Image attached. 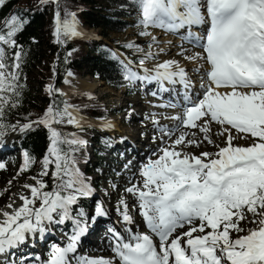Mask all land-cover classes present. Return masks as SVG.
Instances as JSON below:
<instances>
[{
  "label": "snow or ice",
  "instance_id": "obj_1",
  "mask_svg": "<svg viewBox=\"0 0 264 264\" xmlns=\"http://www.w3.org/2000/svg\"><path fill=\"white\" fill-rule=\"evenodd\" d=\"M5 2L0 0V6ZM39 2L59 5V0ZM132 2L140 14L138 25L144 29L139 33L141 36L151 35L147 31L149 27L179 31L207 23L203 35L190 31L188 34L190 42L202 49L186 57L203 62L197 68L204 73L200 91H194L196 85L177 60H165L147 68L145 61L158 54L151 50V45L144 52L135 42L127 43L126 48L144 55L139 60V68L131 61L121 60L120 65L129 86L138 81H155L162 90L168 91L165 82L179 84L185 93V107L182 114L172 119L180 121V127L198 129L209 144L213 143L208 135L211 124L221 125L219 135L226 134L224 146L216 145V152L197 155L185 148L199 147L202 141L193 138L194 132H180L170 144L159 149L155 159L149 158L142 166V182L125 189L136 198L134 208H138L152 235L133 231L134 219L122 196L116 211L129 227L124 230L127 235L115 228L108 230L113 237V255H77L80 241L91 224L109 214L103 202H97L91 215L80 207L81 200L95 193L91 178L81 172L77 159V153L88 141L77 132H65L57 127L73 125L82 131L84 118L67 100L61 107L53 99L35 120L29 119L23 124L6 122L8 109L19 104L24 50L16 37L28 23L21 15H11L0 31V147L9 130L25 134L41 126L48 132L49 144L41 160L40 173L31 178L34 183L23 185L28 194L18 195L22 203L16 206L12 200L7 205L10 211L0 209V257H3L0 264H17L12 259L16 249L32 239H43L49 231L48 224L66 222L72 224L67 243L53 244L42 264H264V0ZM54 22L57 44L85 35L74 12H65L62 16L58 7ZM5 46L18 49L13 52L11 63ZM180 54H184L183 49ZM111 55L118 59L116 53ZM72 75L69 71L64 82L70 83L68 77ZM47 91L50 96L67 95L54 83L47 86ZM104 126L111 127L107 122ZM233 130L244 134L239 138L250 136L252 143L246 146L234 143L237 136ZM22 155L23 163L17 175L36 163L28 150ZM5 167L0 163V169ZM49 174L51 189L43 179ZM242 221L256 226L245 229L241 227ZM186 226L187 231L177 234L178 229ZM233 233L246 234L233 237ZM153 236L158 238V244ZM19 264H27V257Z\"/></svg>",
  "mask_w": 264,
  "mask_h": 264
},
{
  "label": "rangeland",
  "instance_id": "obj_2",
  "mask_svg": "<svg viewBox=\"0 0 264 264\" xmlns=\"http://www.w3.org/2000/svg\"><path fill=\"white\" fill-rule=\"evenodd\" d=\"M134 17L140 18L139 12L132 14L131 10H130L129 15L125 16V18L128 19L131 23H133ZM134 23H136V22H134ZM85 28H88V27H84L79 22V29L81 31H85L86 33H95L97 36H94V37L97 41H104L105 43H107L110 46H112L113 45L112 43H114V42L121 44L123 46V48L115 49V52L117 53V55L120 57V59L122 61H124L126 63L129 61L133 62V65L135 68H139V60L143 57L144 52L149 51V46L151 45V50L153 48L152 45H154V44L151 40H149V37H151L155 33H160L161 31H164L163 29L158 28V27H149L147 31L151 35L141 36V35H139V33L141 31H143L144 29L142 27H140L138 24H134V25H131V26H129V27H127L121 31H111L109 35L114 39V41L111 42L110 40H108L104 36H102L100 33H98V30H96L94 28H89V30H86ZM54 30H55V26L53 23V24H51V26L49 28V38L52 41H55ZM185 31H186L185 29H181L180 32L179 31L173 32V31H168V30H165L164 32H169V34L175 35V36H178V34H177V32H178L181 36L182 35L186 36L189 34V32L186 33ZM200 32L198 33V35H202L203 30ZM91 36H93V35H91ZM129 42H135L141 48L144 49V52H137L135 49L126 48L124 45H126ZM159 61H160V58L156 55L154 58L146 60L145 65L152 68L155 64L160 63ZM67 73L65 74V77L67 76ZM75 75L79 76L77 78L81 81L83 80V81H86V82L91 83V84L94 82L96 84L92 90H88V91L93 96H95V98L97 100V107L100 108V110L102 111V114L100 116L93 117V119H103L101 125H104V123L107 121L111 124H115L116 122L118 123V125H117L118 131L117 130L111 131V129H109L108 131L105 130L104 132L100 133V131L97 130L92 123H85L86 121H84V126L86 128H83L82 131H80V130L73 131V132H77V134L80 137H82L83 139L88 141L87 145L85 147L81 148V150L77 153V159L79 161V167H80L81 172L86 177L91 178L92 186L95 189L96 195L94 194L92 196L93 198L92 197L89 198L90 199L89 209L93 213V210H94L97 202H103L105 207L109 210L108 211V213H109L108 217L111 218V216L114 215L115 217L113 216L112 221H113V223L116 222L114 224H116V226L119 227V225L121 224L119 221H121V220L118 218L119 214L117 213L116 208L118 207L119 200L123 196L124 199L128 202L129 212L133 216V219L134 220L137 219V220L141 221V219H138V218H142L141 215L138 213L139 210L137 211V209L134 208V205L137 204V200H135V197L132 194L125 192V189L127 187L134 184L133 181L136 180V183H138L137 178H135V180H133L134 178H132L130 175H132V170L134 169V166L139 161L135 160L134 162H131V160L129 159L130 157H128L126 155L129 152H127V151L125 152V150H123L122 147H120V146L118 147L116 145V142L118 140L116 138L117 137L121 138V136H123V135H121V131H123V132L126 130L131 131V132H133V134L131 136H129L126 133L128 135L127 137L130 139L131 138L135 139L138 137L139 140L137 139L135 141V143L139 148L144 149L142 146V144H143L142 141L148 137L147 139L144 140V142L149 143L148 145H150L152 143V145L150 147V151H155V152H153L154 153L153 155H156L158 153L159 149L162 148V145L164 142L160 143V142H156V140L154 142L153 140L156 139V137L151 138L149 135L153 134V133L161 135V133L159 131L165 132L163 130H167V129L158 130V126L161 125V123H157V122H155L153 124L154 128L152 131L151 130L149 131L145 128H147L149 125H151L152 122L149 125H147V124L151 120H153V117L158 116V113L155 112V108H154L155 103H157V102H159V103L168 102V98H170V97L174 98L173 93L171 91V96L167 95L166 97H160V95H153V93L155 92V89L153 87V88H151L152 90L149 91V95H145L146 93L143 90V82L138 81V82L132 84L131 86H129L127 84L126 87L115 88V87L109 86L108 84H106L100 78H98L96 76H92V75H88V74H85V75L75 74ZM52 77H53V68H52L51 63L46 59H42L40 62H37L32 66L31 71L29 73H27L23 76V78H22L23 86L28 90L29 93L35 92L36 88H38L39 90L42 89V90L47 91V86L51 83V82H49V79H51ZM65 77H64V80H65ZM74 77H76V76L72 75L71 77H68L70 83L64 82L65 85H67L69 89L75 88L74 90H82V87L77 85V83L75 82L76 80L74 79ZM192 77H194V76H192ZM191 80L196 85V88L194 89V91H196V90L200 91V89L198 88V85H197L198 80L195 77L192 78ZM158 85H159V83H158ZM117 95L120 97L119 99H117V97H116ZM178 95H179V98H181L182 93L179 92ZM183 95H185V93ZM149 96H151V99L144 101V99L149 98ZM64 98H65V100H67V102L69 104L75 105L74 103L69 102V98H70L69 95L64 96ZM182 98H184V97H182ZM140 99H142V101ZM193 99H195V97H193ZM126 104H128V106H127L128 109L120 110V108H123ZM175 105L177 107L183 108L182 110H184L185 104L176 103ZM162 113L163 112L160 111L161 115H162ZM133 114H135V120H132V121L135 124L129 123V122H132L130 120L132 119ZM146 115H147V117L144 118L143 116H146ZM161 115H160V117H161ZM162 117H165L164 114ZM162 120H164V119H162ZM141 126H146V127L139 129L140 131H142L144 133H141L138 136L137 130ZM190 130L193 133L197 129L196 130L190 129ZM233 131L236 132L235 130H233ZM86 132H90V135H92V137L90 135L85 136ZM187 132H189V131H187ZM134 133H135V135H134ZM243 135L244 134H240L239 137L243 136ZM5 137L6 138H4V142L5 141L8 142L12 138V135H7ZM100 137L101 138L107 137L108 142L106 139H104V140L102 139V140H100L101 142L96 143L97 139ZM150 140H151V142H150ZM237 142H244L245 144H250V143H252V138L250 136H248L246 139L240 138V140ZM48 144H49V141H48L44 151L42 152V154L35 159L36 163L34 164L35 165L34 169H32V167H31L28 171L23 172L20 175H17V173H18V171H19V169L23 163V155H22L23 152L20 151V149H18V144L14 140L9 143V146L14 147V148L11 147L12 150L14 149V152H11L10 154L6 155V157H4L3 159H0V163H4L6 165L5 169H0V206L5 204L10 199H12L14 194L20 193L21 192L20 188H19L20 186H23L25 183H29V184L34 183V181L31 178L33 176H38V174L40 173V171H41V160H42L43 156L47 153ZM236 144H240V143H236ZM216 145L221 146L222 144L221 143L218 144V143L213 142V144H212L213 148L211 151L204 150L203 148H197L193 152L192 151H188V152H191V153H194L197 155H199L201 152H205V151L214 153L217 151ZM240 145H242V144H240ZM156 148H157V150H155ZM128 149L129 148H127V150ZM147 149H149V148L146 147L143 150V154H146L145 155L146 158L149 159L150 154H149V151L147 152ZM110 150L111 151L114 150V151L110 152ZM80 158H83V159L86 158L91 162L88 165V168H86L84 171H82V169H81L83 159H80ZM147 161L148 160H144V162H147ZM137 165L138 166L141 165V162H139V164H137ZM141 166H143V165H141ZM133 174H134V172H133ZM134 176H135V174H134ZM47 177L49 179H51V174H49V176H47ZM47 177H43V179L46 180ZM8 179H10L9 181H11V184H9V181H7ZM113 185H115L116 187L114 188ZM130 198L132 200H130ZM88 211H85V212H88ZM250 219H251V215L249 214V220ZM53 224H50V226L53 227L52 226ZM70 225H71V229H72L71 222H70ZM254 226H255L254 224H251L248 221H242L241 222V227H243L245 229L252 228ZM58 227L61 228V230H64L63 225H58ZM140 228H143V227H138L136 231H139L141 233L144 231L146 232V230H143V229L140 230ZM184 231H187V226L184 228ZM52 233H53L52 236H55L56 239L58 238L59 240H61L63 242V244L67 243L68 237L65 236V234L63 232H54L52 229ZM146 233H148L149 235H152L150 232H146ZM242 234H245V233H233V237H235L237 235H242ZM65 238L67 241H64ZM154 238L155 237L153 236V239ZM51 240L52 239L47 241L46 245H49ZM53 244H56V243H53ZM53 244H51L49 246V249L51 248V246ZM39 246L40 245L38 244L37 245L38 250H34V257H32L30 260H27V263L30 262L29 264H33V263L39 264V261H40L39 256L42 253V252H40L41 248ZM49 249L46 252L42 253V258L45 260L48 258ZM80 252H82L84 254V255L81 254V256H87V250L86 249L80 250ZM107 252H108V247H107ZM26 253H27V255H29L32 253V250L27 251ZM112 255L113 254L110 253V256H112ZM88 256H89V254H88ZM36 257H39V259H36ZM21 259L22 258L18 256L17 258L14 257L13 260L17 261V263L19 264V261ZM34 260H35V262H34ZM73 264H74V262H73Z\"/></svg>",
  "mask_w": 264,
  "mask_h": 264
},
{
  "label": "trees",
  "instance_id": "obj_3",
  "mask_svg": "<svg viewBox=\"0 0 264 264\" xmlns=\"http://www.w3.org/2000/svg\"><path fill=\"white\" fill-rule=\"evenodd\" d=\"M58 7L62 16L65 12L76 13L78 21L84 27H88L85 29L94 28L111 42L114 41L109 35L111 31L124 30L131 25L138 24L139 20L134 17L133 23H131L125 18L129 15L130 10L132 14L138 12L132 0H59V5L56 3L45 5L41 4L39 0H6L5 4L0 6V31L3 30L2 26L6 20L13 14L21 15L28 21L24 30L16 37L17 43L24 50L20 69L22 87L19 104L16 107H10L6 113L7 123L14 124L19 121L23 124L29 119L35 120L42 116L53 99L61 107L63 106L64 96L55 94L50 96L48 91L38 88L35 92L29 93L23 86V76L29 73L32 66L42 59L48 60L53 68V77L49 79V82L54 83L56 88H61L69 95V102L74 103L79 109V113L84 117H97L102 114V111L97 107V100L91 93L69 89L65 85L64 77L68 71L73 74L96 76L115 88L126 87L120 65L121 59L115 52V49L123 48L121 44L114 42L110 46L87 34L73 38L63 45L57 44L49 38V28L54 23L53 18ZM5 50L9 57V63H11L12 54L18 49L5 46ZM69 52L72 53L71 56L67 55ZM112 53H116L118 59L113 58ZM66 57L67 59H65ZM57 127L65 132L78 130L76 127L66 124L57 125ZM86 134L90 135V132H86ZM7 135H12L20 151L28 150L35 159L42 154L49 141L48 132L42 126L25 134L9 130ZM90 136L92 137V135ZM102 139H106L108 142L107 137H100L96 143L101 142ZM90 163L88 159H83L82 171L88 168ZM34 164L31 166L32 169H34ZM46 181L51 189L52 179L47 177ZM89 202V199H83L80 204L87 208Z\"/></svg>",
  "mask_w": 264,
  "mask_h": 264
},
{
  "label": "bare ground",
  "instance_id": "obj_4",
  "mask_svg": "<svg viewBox=\"0 0 264 264\" xmlns=\"http://www.w3.org/2000/svg\"><path fill=\"white\" fill-rule=\"evenodd\" d=\"M202 2H203V0H202ZM206 15H207V13L205 11V16ZM205 25H206V23L203 24V25H200V26H193L190 29H185L186 30L185 32L187 33V32L190 31V32L198 35V33L203 29V27ZM86 30H89V29H86ZM163 30L165 31L166 29H163ZM206 30H207V28H206ZM164 31H161L160 33H155L151 37H149V40H151L153 42V44H154V45H152V47H153L152 51L158 53L157 56L160 58L159 62H163V61L169 60V59H173V60L179 61L180 65L187 70L188 76L190 77V79L195 77L198 80L197 85H198V88H199L201 77L203 76L204 73H203L202 69L200 71H198L197 68L203 62L202 61H192V60L187 59L186 57L192 56L196 52H201L202 49L197 44H195L193 42H190L189 35H186V36L182 35L181 36L177 32L178 36H175V35L169 34V32H164ZM83 32L86 33L85 31H83ZM173 32H176V31H173ZM179 32H180V30H179ZM86 34L87 35L97 36L95 33H86ZM152 37L156 38L155 41H153ZM159 49H163V51L159 52L158 51ZM182 49L184 50V54L183 55L180 54ZM146 67L150 68L148 66H146ZM203 67L206 68L207 65L203 64ZM141 75H143V73H141ZM73 76H76V77H74V79L76 80L75 82L77 83V85L82 87V90H92L95 87V85H96L94 82L91 84V83H88L86 81L79 80L77 78L79 76H77L75 74H73ZM192 76H194V77H192ZM164 86H165V88L168 89V91L162 90L160 88V85H158V83L155 82V81H153V82H143V90L146 93L145 95H149V91H151L152 90L151 88L154 87L156 95H160V97H166L167 95L171 96V91H172L173 96H174V98H171V97L168 98V102H166V103H159V102L155 103V105H154L155 107L154 108H155V112L158 113V116L153 117V120H151L147 124V125H149L152 122L151 125H149L147 128H145V129H147L149 131L150 130L152 131L153 128H154L153 124L158 121V123H161V125L158 126V130L167 129V130H163L165 132L159 131L161 133V135L160 134L158 135V134H155V133L150 134V135L148 134L151 138L152 137H156V139L153 140L154 142H155V140H156V142H160V143L164 142L162 147L170 144L171 141L174 140L179 135L180 132L189 131V133H192L190 129L180 127V121L172 119L173 116H176L178 114H182L183 111H184V110H182L183 108L177 107L175 105L176 103L185 104L184 98H182V97H184L183 88L179 84L173 86V85L168 84L167 82H165ZM196 91H198V90H196ZM179 92L182 93L181 98H179V95H180V94L178 95ZM116 97H117V99L120 98L118 95ZM148 99L150 100L151 96H149V98L144 99V101H147ZM140 100L142 101V99H140ZM127 106H128V104H126L123 108H120V110L128 109ZM160 111L163 112L162 115L160 114ZM163 114H164L165 117H162ZM160 115H161V117H160ZM82 117L85 118L84 119V121H86L85 123H92L94 125V127L97 130L100 131V133L104 132L105 130L108 131L109 129H111V131L117 130V125H118L117 122L115 124H111V123H109L107 121V123H109L112 127H105L104 125H101L103 119H93V118H88V117H84V116H82ZM143 117L146 118L147 115L143 116ZM162 119H164V120H162ZM132 120H135V114L132 115V119L130 121H132ZM129 123H133V121L129 122ZM133 124H135V123H133ZM146 126H141V127L138 128V130H137L138 136H139V134L144 133V132L140 131L139 129L144 128ZM221 131H222V126L221 125L216 124V123H212L211 124V132L208 133V135L210 136V138H211V140L213 142L218 143V144L221 143L222 144L221 146H224L225 141H226V134L223 135V136L219 135V133ZM166 132H170L172 134L171 135H166ZM126 133L129 136H131L133 134V132L128 131V130H126L124 132L121 131V135H123V136H121V138H118V137L116 138V139H118L117 142H116V145L118 147L119 146L122 147V149L125 150V152L126 151L129 152V153H127V154L125 153V154L128 157H130L129 159L131 160V162H134L135 160H138L139 162H141V165H144L146 163V162H144V160H148L146 158V156H145L146 154H143V150L146 147L149 148V149H147V152L149 151L150 158H152V159L156 158V155L159 153V151H158V153L156 155H153L154 154L153 152H155V151H150V147H151L152 143L150 145H148L149 143L144 142V140L147 139L148 137L145 138L142 141V143H143L142 146H143L144 149H141L135 143V141L138 139V137L135 138V139H133V138L130 139V138L127 137L128 135ZM194 133H196V135L193 138L202 141V143H200L199 147H197V146H188V147L185 148V151H192L193 152L197 148H203L204 150L211 151L212 148H213L212 147L213 143L209 144L207 141H204L203 140L204 134L200 133L198 131V129ZM134 135H135V133H134ZM233 135L237 136V139L234 141V143H240V144L245 145V146L248 145V144H245L244 142H237V141L240 140V138H239L240 134H238V133L233 131ZM161 138H163V139H161ZM150 142H151V140H150ZM11 147L14 148L13 146H9V143L4 142L3 146L0 147V159H3L4 157H6V155L10 154L11 152H14V149L12 150ZM127 148H129V149L127 150ZM155 150H157V148ZM139 162L137 164H139ZM137 164L134 166V169L132 170V175H130V176L132 178H134L133 180H135V178H137L138 182H142V177L140 175V170H141L142 166L141 165L138 166ZM133 172H134L135 176H134ZM9 180L10 179H8L7 181H9ZM133 182L136 183V180L133 181ZM19 188H20L21 192H23L25 194H28L27 189H24L23 186H20ZM20 193L14 194L12 199H10L5 204L0 206V209H3L5 211H10V209L7 208V205L10 202H12V200H15L16 206H19L20 203H22L18 199V195ZM130 200H132V199L130 198ZM135 200H136V198H135ZM136 209L138 211V208H136ZM87 213L89 215H91L92 211L89 209V211ZM108 216L107 217L97 218L96 222L91 225V227L89 228L88 233L84 237H82V239L80 241L77 255L83 254L82 252H80V250H83V249L85 250L86 249L87 250V256L89 254L88 257H101V256L111 257L110 253L113 254V252L111 250L110 241L113 239V237H112L111 233L108 230L111 229V228H115L117 231H120L123 235H127V233L124 230H125L126 227H129V226L125 225L122 221H119L121 223L120 224L121 226L119 225V227H117L116 224H114L116 222L113 223V221H112L114 215H112L111 218L108 217ZM0 218H2V217H0ZM118 218L121 220L120 216H118ZM138 219H141V221L135 219L134 220V224L131 225V227L133 228V231H136L138 227H143V228H140V230L143 229V230H146V232H150V230L146 227V225H145V223L143 221V218H138ZM196 223H198V221ZM57 226L58 225H56V226L54 225L53 228H56ZM47 228L49 229V231L45 234L43 239H38V238L37 239H32L27 244H25V245L19 247L18 249H16L15 250V255H14L15 258H17L18 256L21 257V255H22L23 256L22 258L27 257V260H30L32 257H34V250H38L37 249V245L38 244L40 245L39 246L41 248L40 252H42V253L46 252L49 249V246L51 244H53V243H56V244H59V245L63 246L64 244H63V242L61 240H59L58 238L56 239L55 236H52L53 233H52V227L50 226V224L47 225ZM65 231H66L65 236L68 237L71 234V232H70V230H67V229ZM182 231H184V228L180 229V230L178 229L177 233L179 234ZM146 232L144 231L142 233H146ZM50 239H52L51 242L49 243V245H46L47 241H49ZM64 241H67L66 238L64 239ZM154 241H156L157 244H158V238L155 237ZM106 246L108 247V252H107V247ZM31 250H32V253L27 255L26 252L27 251H31ZM42 253L39 256L40 257L39 264H42V262L45 260V259L42 258ZM2 258L3 257H0V259H2ZM34 262H35V260H34ZM29 263L30 262H28L27 264H29ZM74 264H75V262H74ZM117 264H119V262H117Z\"/></svg>",
  "mask_w": 264,
  "mask_h": 264
},
{
  "label": "water",
  "instance_id": "obj_5",
  "mask_svg": "<svg viewBox=\"0 0 264 264\" xmlns=\"http://www.w3.org/2000/svg\"><path fill=\"white\" fill-rule=\"evenodd\" d=\"M100 38V37H99Z\"/></svg>",
  "mask_w": 264,
  "mask_h": 264
}]
</instances>
